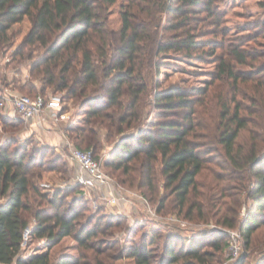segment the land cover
<instances>
[{"label":"trees","instance_id":"1","mask_svg":"<svg viewBox=\"0 0 264 264\" xmlns=\"http://www.w3.org/2000/svg\"><path fill=\"white\" fill-rule=\"evenodd\" d=\"M119 1L122 27L113 31L110 9ZM220 2L0 0V57L10 54L7 65L32 61L31 74L43 90L35 93V85L27 82L17 88L24 95L48 96L45 89L53 88L76 99L87 119L85 126L68 130L74 146L95 157L114 141L104 167L156 204L157 214L165 215L169 202L178 215L203 220L223 207L217 223L238 229L248 249L264 227V56L248 50L249 39H229L216 8ZM203 13L205 18L199 16ZM163 14L169 19L161 37ZM197 21L214 30L199 31L193 25ZM205 31L217 40L200 41ZM170 54L196 62L211 57L216 72L204 88L157 84L156 121L143 129L153 73L159 76V58ZM239 66L252 70L246 74ZM61 98L65 113L66 97ZM20 123V118L2 119L4 127ZM132 128L140 132L127 135ZM51 150H30L15 138L0 147V264H115L123 257L135 264H212L222 251L223 236H214L206 250L204 240L179 248L172 234L161 251L145 242L123 252L118 242L106 239L123 221L87 216L84 199L70 198L84 186L53 192L45 187L69 180L66 175L74 176L76 169L60 155L48 160ZM242 191L251 203L241 219ZM29 228L31 238L45 239L50 248L73 237L79 257L21 256ZM247 260L244 256L238 264Z\"/></svg>","mask_w":264,"mask_h":264},{"label":"rangeland","instance_id":"2","mask_svg":"<svg viewBox=\"0 0 264 264\" xmlns=\"http://www.w3.org/2000/svg\"><path fill=\"white\" fill-rule=\"evenodd\" d=\"M121 6L122 2L119 1L110 9V30L119 31L122 27ZM216 8L218 12L224 16V26L229 31V39H249L247 43L248 50H252L253 52L259 53L260 56H264V0H222V2L216 5ZM199 16L205 18L206 13L205 15L203 13ZM160 17L162 29L167 25L169 17L166 14ZM193 25L199 28V31L214 30L212 27H208L206 21L202 23L198 21L193 22ZM205 32L199 35L200 41L212 42L217 40L214 35H211L212 31ZM163 35L164 29L161 30V37ZM217 38H219V40L221 39V37ZM222 51L219 50L217 54H221ZM183 56L184 55L181 54H170L159 58L160 62H162V67L158 77L153 73V81L150 82L152 86L146 100L145 108L142 112L143 121L141 123V128L147 129L151 123L156 121L158 113L154 105V97L158 85L160 88H167L171 85L204 88L211 82L217 66L213 58L208 57L204 62H196L191 59H186ZM11 60L12 57L10 54L6 57H0V91L9 89L24 94L27 92L21 93L17 90L18 86L27 82H32L36 87L35 93L42 92V83L31 74L32 61H27L22 64L12 62L10 65H7ZM262 61L264 62V57ZM238 69L246 74L250 73L252 70L248 66H239ZM3 79H5L4 82ZM6 84H8V86H5ZM45 93H47L48 96L58 95L66 97L64 98V102L67 106L69 120L65 121L57 128L54 127L53 130L41 129L35 125L31 126L25 123H20L18 127H4L2 119L9 117L6 116L3 110H0V147L15 138L19 143L27 145L30 150L51 148L52 150L48 154V160L60 155L63 160L69 163L70 169L72 163L77 167L70 156L68 144L70 143L74 146L75 143L71 138V134L68 133V130L85 126L87 115L78 109L76 99L69 98L66 92L58 93L53 88H46ZM245 104L249 105L250 103L248 102ZM54 130L59 131L64 137V142H60L59 148L52 146V144H56V141H48L47 136L49 133L54 132ZM139 132V130L132 128L127 130L126 134L133 135ZM244 136H247V132ZM113 142L108 144L105 143L102 150L98 152L95 151L94 153L95 158L101 159L103 164L110 158V152L114 146ZM79 149L84 150V147ZM104 171L113 179V188L116 191V197L120 201L119 204H109L107 201V194L105 195L100 191H96L94 188L88 189L85 186L83 189H78L76 193L70 194V198L76 196L79 199H84V205L87 208V216L101 215L123 221L122 228H114L113 235L106 237L109 241L118 242L119 245L117 248L123 250V252L127 251L130 244L142 245L145 242L154 250L158 249L161 251L166 244L167 237L172 234L177 237L175 243L179 248L182 246H189L191 241L204 240L209 244L205 249L211 250L210 244L214 242V236H223L220 239L223 249L221 252L217 253V257L212 264H238L244 256L248 257L246 264H259L264 260V227H261L259 231L253 235V243L251 247L247 249L245 248L244 237L238 229H229L217 223V220L223 215V207L222 210L217 207L213 211H210L208 218L203 220H191L185 218L183 215H178L177 212L172 211L173 207L169 202L167 203L168 209L163 212L165 215L157 214L156 204L148 202L141 192L126 185H122L119 182L118 173L113 174L111 170L105 167ZM74 176L70 174L66 175V179L70 177L69 180H59L52 186L45 184V187L51 190V192L59 187L78 188L79 184L76 183ZM238 196L241 200L239 216L242 219L246 217L248 206L251 201L247 199V195L243 191ZM219 209L221 214H217L218 216L215 217L214 214L217 213ZM30 232L31 230L29 228L25 234V240L21 251V256L23 257L49 252L52 260L55 261L64 254L76 258L80 255L78 243L73 237H67L58 245L50 248L45 239L31 238ZM232 233L238 234V240L241 244L242 250L238 257H233L231 254L230 241H232ZM152 240L155 242L154 245H151ZM115 264H135V261L131 258L123 257L117 260Z\"/></svg>","mask_w":264,"mask_h":264},{"label":"built area","instance_id":"3","mask_svg":"<svg viewBox=\"0 0 264 264\" xmlns=\"http://www.w3.org/2000/svg\"><path fill=\"white\" fill-rule=\"evenodd\" d=\"M0 109L9 118H20L26 125H35L41 129L49 130L69 120L68 113L62 112L63 102L61 96L58 95L44 96L40 94L33 98L5 89L0 91ZM68 145L70 156L78 167L75 176L77 184L85 187L94 184L113 187V179L104 171V164L101 159H95L91 151L78 149L70 143ZM108 202L109 204H117L119 199L112 194ZM231 240V254L233 257H238L242 250L238 234L232 233Z\"/></svg>","mask_w":264,"mask_h":264},{"label":"crops","instance_id":"4","mask_svg":"<svg viewBox=\"0 0 264 264\" xmlns=\"http://www.w3.org/2000/svg\"><path fill=\"white\" fill-rule=\"evenodd\" d=\"M62 123H64V122H62ZM62 123H60L59 125H57V126H54L55 128H57L58 126H60ZM54 127L51 129V130H53L54 129ZM55 132V133H54ZM54 132H52V133H49V135L47 136L48 137V141H53V142H55L56 141V144H52V146L53 147H56V148H59V144H60V142H64L63 140H64V137H63V135H61L60 134V132L59 131H57V130H54ZM56 134V135H55ZM62 145V144H61ZM72 165L75 167V165L72 163ZM76 169H75V176H76V174H77V172H78V167H75ZM74 176V177H75ZM86 188H88V189H92V188H94L96 191H100V192H102L103 194H107V196H108V198H107V201L109 200V198H110V195H112V194H114L115 195V190H114V188L112 187V186H101V185H96V184H94L93 186L91 185V186H88V187H86ZM120 203V201L118 202V204ZM135 204V203H134ZM136 205V204H135Z\"/></svg>","mask_w":264,"mask_h":264}]
</instances>
